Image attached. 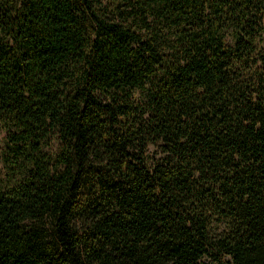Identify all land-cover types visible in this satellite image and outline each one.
Segmentation results:
<instances>
[{"label": "trees", "instance_id": "16d2710c", "mask_svg": "<svg viewBox=\"0 0 264 264\" xmlns=\"http://www.w3.org/2000/svg\"><path fill=\"white\" fill-rule=\"evenodd\" d=\"M0 128V264H264V0H0Z\"/></svg>", "mask_w": 264, "mask_h": 264}, {"label": "rangeland", "instance_id": "374dc122", "mask_svg": "<svg viewBox=\"0 0 264 264\" xmlns=\"http://www.w3.org/2000/svg\"><path fill=\"white\" fill-rule=\"evenodd\" d=\"M2 141H3V131L0 128V148H1V145H2ZM150 151H152L151 148L149 149V152ZM1 174H2V170H1V164H0V176H1Z\"/></svg>", "mask_w": 264, "mask_h": 264}]
</instances>
